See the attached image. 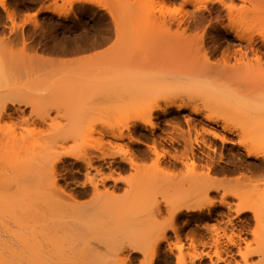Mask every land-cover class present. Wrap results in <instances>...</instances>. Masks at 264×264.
<instances>
[{
  "label": "bare ground",
  "instance_id": "1",
  "mask_svg": "<svg viewBox=\"0 0 264 264\" xmlns=\"http://www.w3.org/2000/svg\"><path fill=\"white\" fill-rule=\"evenodd\" d=\"M132 1L51 0L68 11L80 14L95 8L109 17L96 35L54 47L37 34L39 26L31 28V23V29L25 30L23 22L17 28L13 10L0 0V16L10 23L0 21L1 206H10L16 222L26 216L21 223L37 226L42 242L46 241L43 246L49 243L52 248L45 247L43 258L42 244L37 249L42 255L32 249L34 264L53 260L62 264L65 256H72L73 264H202L204 258L209 264H264V241L254 248L248 241L260 229L264 231V32L245 28L264 24V0H179L181 9L174 13L154 6L157 1L173 4L177 0H134L135 7ZM134 49L148 57L133 62ZM40 50L56 58L42 60L36 56ZM75 54L104 59L97 67L84 64L70 69L75 76L102 69V74L121 76L117 88L120 83L127 88L124 81L147 88L144 93L138 90L145 96L137 98L135 106L124 102L133 97L131 89L120 86L122 96L116 91L113 97L114 103L122 98L119 105L102 108L115 114L122 128L98 129L78 121L57 127L60 95L74 91L68 82L76 81L69 76L62 83L59 77L56 89L48 83L64 73L63 57ZM74 59L66 62L76 61L72 62L76 66L82 62ZM35 85L42 90L48 87L46 93L41 90L44 96L30 92ZM168 115L172 121L163 123H173L172 132L157 123ZM158 128L161 134L156 136ZM138 133L140 139H135ZM104 137L143 145L149 154L145 151L138 157L127 143L112 144ZM146 168L150 178L137 176ZM130 171L135 172V180L122 178ZM76 175L83 180L76 181ZM59 180L71 190H63ZM142 184L155 185L168 195L149 199L145 212L156 221L145 240L124 244L95 239L83 227V219L102 210L109 200L130 206ZM77 199L89 202L83 206ZM162 248L174 263L160 256ZM253 257H258L256 263Z\"/></svg>",
  "mask_w": 264,
  "mask_h": 264
},
{
  "label": "rangeland",
  "instance_id": "2",
  "mask_svg": "<svg viewBox=\"0 0 264 264\" xmlns=\"http://www.w3.org/2000/svg\"><path fill=\"white\" fill-rule=\"evenodd\" d=\"M129 1H131V0H129ZM135 1L133 4L130 2H128V3L134 5ZM157 2L155 3L156 5L154 7H155V9H157V10L159 9L162 12L174 13V12L179 11L181 9L180 8L181 5H180L179 0H177L173 4L172 3L171 4H169V3L168 4L167 3L161 4L159 2H158L159 3L158 4ZM5 4L8 8L13 10L10 12H13L15 15L13 17L14 18L13 22H14L15 26H17V28L23 22H26V24L24 25V27L26 26L25 30H29V29L33 28L35 25L37 27L39 26L40 28H36V26H35V28L37 30L40 29L39 31H41V32L37 31L38 32L37 34L39 36L43 35L42 37H44L45 39H48V41H50V43L53 44L52 46H54L55 44L59 45L58 42H60V44L64 43L63 45L66 46V45H69V42L72 40L79 41V40L83 39L82 41H85L86 39L96 35L98 33V31L100 29H102V27L109 21V17L105 13V11H100V10L95 9V8H88L87 10H85L79 14V13H77V11L66 10L67 7L65 5H62V4H57L54 6L51 3V0H5ZM136 5H137V3L133 7H135ZM236 5H240L239 2H237ZM45 7H49L53 11H50L49 13H41L40 10H42ZM130 9H131V11H133L132 10L133 8H130ZM135 11H136V9H135ZM183 11H191V8H183ZM74 14H75V19L73 17ZM104 15H105V17H104ZM0 21L2 23L7 24V22L4 19L3 14L0 16ZM35 22H36V24H35ZM9 24H7V25H9ZM30 24L32 25L31 28H29ZM245 28L249 31H252V32H259V31L264 32V24L245 25ZM229 39L233 40V37H230ZM82 41H80V42L82 43ZM232 44L235 45L236 43L234 42ZM134 50L136 52L134 51L130 57V58H132V56H133L132 61L134 60V61H140L141 62V60L143 58L148 57L144 52L141 51V54H140V52L137 53L136 49H134ZM98 52H101V50L95 51L91 54H95ZM142 53L144 54V56ZM91 54H90V57L92 56ZM77 55L76 54H75V56L72 55V57L73 58L75 57L74 60H77V61H79L81 59L82 62L79 61L80 62V63L78 62L79 65L77 64V66H76L75 64L72 63V62L75 63L76 61L71 62L70 65L73 64L72 66L68 65V62L70 61L69 59L72 60L73 58L71 57V55H69L71 58L68 55H66L68 57H66V56H65L66 58L63 57V61H65L64 63H66V65H67V67L64 70V73H61V75H59L58 77H55L54 79H52L51 82L48 83L49 87H52L54 85V87L56 89L57 87L58 88L60 87L61 83L59 81L62 80L61 81L62 83H63V79H65L64 81H66L65 77H67V78L69 76H70L69 78L74 77L73 82L76 81L75 83H71L72 82V80H71V82H68V84L70 83V86H75L73 88L77 89V91H75V89H74V91L71 90L73 88L70 87L71 92L69 93V91H67L68 93H67L66 97L60 95L61 99L58 101V103H59L58 105H59V109H60V113H59L60 115L58 116V118L56 120L57 127H59L60 125H64V124L68 123L69 121L70 122L71 121H75V122L78 121V124L83 123L84 125H93V126L97 127L98 129L109 130L111 128L112 129L122 128V123L119 122V119L115 114L111 113L110 111L102 109V108L114 109V107L116 108L117 105H119L117 103H120V101L122 100V98H121L119 100V102H117V101H115V103L113 102V99H115L113 97H116L115 94H118V96L121 97L122 95H119V94L122 92L123 88H126L124 86L122 87L121 83L119 84V88H117L116 84H117L118 79L121 76L118 74H116L117 76L115 74H113V75L112 74H110V75L102 74L101 72L104 71L102 69H100V71H99L101 75L99 74V72H94L93 74H91L92 73L91 72L90 73L91 76H90L89 73L86 74V72H85V74L81 73L82 75H84L83 77L85 79L82 78V75L80 73L79 74L81 75V78L78 77V76H80V75H78V73H75L77 75V76H75L72 74L70 69L75 70V68L77 69L78 67L85 66L87 64L97 67V66L103 64V62H104V59H102L103 56L94 58V55H93L90 59V58H88L89 57L88 55H86V56H83V55L77 56ZM36 56L42 60L52 61L56 55L53 53L44 51V50H42V51L40 50L36 54ZM77 57H79V58H77ZM86 57H87V59H86ZM67 60H69V61L66 62ZM130 60L131 59H129V61ZM68 66H70V67H68ZM53 68L56 69L55 72L58 70L56 66H54ZM96 73H98L97 76L99 78L97 76H96V78L94 77V75H96ZM71 75H73V76H71ZM86 76H87V78L89 76L90 79L89 78L87 79ZM59 77L61 78V80ZM92 77H94V79ZM56 78H58V79H56ZM80 79H82V81L87 79L86 80L87 82L86 81L82 82ZM78 80H80L81 82ZM128 82H130V81H124V83H123V80H122V83L124 85L126 84L127 88L131 89V91L129 89L130 92L129 91H127V92H129V93L133 92V94H131V96L133 95V97L130 99V96H128V97L126 96L127 98L124 100V102L130 103L131 105L136 106V104L139 100L138 101H135V100L137 98L142 100L141 95H143L138 90H141L144 93L145 90L147 91V88L146 89L145 88L140 89L139 85L137 83L136 84L134 83V85H133L134 81L131 84ZM85 83H86L87 87H85L86 86ZM88 83H89V85L91 84L92 86H88ZM92 83H94V84H92ZM141 83H143V82H140L139 84H141ZM72 84H75V85H72ZM78 84H79L80 88H78V86H77ZM131 85H133V86H131ZM18 86L21 87L22 85H18ZM35 86H34V88H32V86L30 87V89H31L30 92L33 95L37 94V95L44 96V94L41 93L42 88H40L42 85L41 86L35 85ZM47 86H45L44 88L48 89ZM120 86H121L122 90L120 89ZM146 87H147V85H146ZM127 88H126V90H127ZM45 89L42 91H45V93H46L47 90H45ZM50 90H51V92H53L52 88ZM116 91H117V93H115ZM51 92H50V94H52ZM48 93H49V91H48ZM146 94H147V92H146ZM127 95H129V94H127ZM144 96L145 95H143V97ZM105 98L108 100V102H104ZM143 100H144V98H143ZM112 103H114V105ZM97 104L99 106H97ZM96 108H99V110H96ZM181 114L186 115V114H188V112H182ZM63 115H65L66 117ZM67 117L69 118L68 120H67ZM171 117H172L171 115H168L165 118H160L161 120H159L158 122L155 120V122H157L159 124L158 125L159 128L166 129L167 127L162 126L164 124L163 121L165 119V122L166 121L170 122V121H172V119H170ZM166 119H168V120H166ZM180 120H182V119H180ZM181 124L183 126L182 121H181ZM159 128L157 129V131L155 130V132H154V133H156L155 134L156 136L160 135L161 129H159ZM143 133L144 134L146 133L145 135L149 136V134L147 132H143ZM134 136H135L134 137L135 139H138L139 133L137 135H134ZM228 138L232 139L234 142L237 141L236 137L228 136ZM103 139H104L103 141H105V142L108 141V142H111L112 144H119V145H122V144L125 145L126 143L128 144V140H124L121 142V141H116L114 139H111L109 137H104ZM143 141H145V140L142 139V142ZM128 146H129V150L131 152H133L135 155L138 154L137 155L138 157H140L144 153H146L145 151H147V149H148L143 145H137V144H135V145L134 144H128ZM148 151H147V153L149 154ZM149 163H150L149 161H147L145 163L146 167H148L150 165ZM65 166H67V165L65 164ZM134 174H135V172L130 171V172H127L126 174H122V178L135 180L136 177ZM139 174L140 175H137V176H142V177H148L149 175L151 176L150 170H148V168L141 170L139 172ZM76 176H77V177H75V178H77L76 181L81 182L83 180L82 177H80L81 175H76ZM150 176H149V178H150ZM149 183H144V184H148V185H146V187H147V186H149ZM58 184L60 186H62L63 188L62 187L61 188L63 190H65L66 192H69V190H71V186H66L62 180H59ZM152 184H151L150 188H146L145 185L143 186V184H142L141 185L142 187L138 189L139 191H136V198L137 199L134 198L136 202L133 200L132 201L135 203L130 201V203H129L130 206H128V203L126 206L124 205L125 203H123L121 205L120 201L118 202L119 199L118 200L116 199L115 201L112 199L113 200L112 202H110V200H109V204L107 206H105L107 203L104 204L105 207L102 210H98L92 216L87 217V219L86 218L83 219V221H82V222H84L82 224L83 227L89 232V234L96 237L95 239H98V238L99 239H102V238L103 239H117L119 241H122L124 244H128V243L135 244V243H140V241H142V239L145 240L148 236H150V234H152V231H153L152 227L154 228V226H152V225H154V222L156 221L155 219H153L149 215V213L146 214L148 211L145 212V210L148 207H150L149 205H151L149 203V201H150L149 199L152 196V197H156V198H158V200H160L162 196L163 197L168 196V195H166V193H163L162 191H160L159 188H158L159 190L155 189L153 187L155 185L152 186ZM64 187H66V188L68 187L67 188L68 191ZM260 189L263 190L262 188H260ZM250 191H251V189H250ZM251 193H253V190ZM118 195H120V194H118ZM139 198H141V200H143V202L146 204V206H144L145 204L142 205L143 202H139L140 201ZM88 200L89 199H84V200L83 199H77L78 203L83 205V206H86V204L89 202ZM6 206H7L6 204H5V206H4V204H2V206L0 204V261H2L1 262L2 264H34L33 260H31V259H32V255H34L35 252H32L31 250L35 249L36 251H39L40 249L37 250L38 246L40 244H42V246H43V244H45L46 241L42 242V236L43 235L42 234H41V236L39 235L41 232H39L40 229L38 230L37 226H33L29 222H27V224L21 223L22 220H23V222L24 221L26 222V218H27L26 216H24L23 219L18 221L20 223L14 221V214H13L12 209H9L10 208L9 205H8L9 208ZM136 206H138V207H136ZM147 210H149V208ZM11 211H12L13 215L11 214ZM12 217H13V220H12ZM151 219H153L154 221ZM213 224H214L213 222L210 223V225H213ZM263 224H264V222L262 223V225ZM40 228H41V226H40ZM44 231H46V230H43L42 232H44ZM259 231L260 232H257V234H258L257 237H255V238L249 237L248 238V241H250L251 248H254L256 246V244L264 241V231L263 230L261 231V229ZM46 232H48V230ZM46 232H45V234H46ZM39 236L41 239L39 238ZM168 236H171V234H168ZM47 244H49V243H46V246H47ZM46 246H43V248H45ZM47 248L50 249L49 246H47ZM41 250H40L41 252L45 251V253H47L46 248L41 249ZM53 250H54V248H53ZM55 250L57 252V249H55ZM55 250H54V252H55ZM41 252H40V255H42ZM48 252H51V251L48 250ZM56 252H55V254L59 257V253L57 252L58 253L57 254ZM160 252H161L160 253L161 255L160 254L159 255L162 256V258L164 260L166 258V260H168V262L169 261L172 263L175 262L173 256L170 253H167L168 251H166L162 248V250ZM36 253H38V252H36ZM30 254H32V255H30ZM52 254H53V252L51 253V255ZM55 254H53V255H55ZM51 255L49 258H50V260L51 259L53 260L54 256L52 255L53 257L51 258ZM56 255L54 258L55 260L57 257ZM29 256H31V257L28 258ZM36 256L37 255H35L34 257H36ZM160 256L158 257V259H160ZM37 257L39 259V256H37ZM43 257H44V252H43L42 258ZM63 257H62V259H63ZM65 258H66V260L65 259L64 260L67 261L68 264L75 263L73 260L74 258L72 256H69V257L65 256ZM138 258H139V255H136V259H138ZM38 259L35 258V260H38ZM40 260L42 261L43 259L40 258ZM40 260L38 262H40ZM64 260H62V262ZM257 260H258V257H253V260L251 259V261L253 263H256ZM65 261H64V263H65ZM53 262H54V264H61V262L59 263L58 261L53 260ZM53 262H52V264H53ZM64 263H62V264H64ZM67 263H65V264H67ZM200 263L209 264L208 260L205 258L202 259ZM41 264H42V262H41ZM50 264H51V262H50ZM134 264H137V263H134Z\"/></svg>",
  "mask_w": 264,
  "mask_h": 264
},
{
  "label": "flooded vegetation",
  "instance_id": "3",
  "mask_svg": "<svg viewBox=\"0 0 264 264\" xmlns=\"http://www.w3.org/2000/svg\"><path fill=\"white\" fill-rule=\"evenodd\" d=\"M182 123H183V121H182ZM165 124H166V123H164L163 127L168 126L167 128H170V129H169V130L164 129V131L167 132V131H170V130H171L170 132H172L173 123H172V125H171V124H168V125L166 124V125H165ZM183 125H184V123H183ZM160 132H161V131H160ZM170 132H168V133H170ZM160 134H161V133H160Z\"/></svg>",
  "mask_w": 264,
  "mask_h": 264
}]
</instances>
